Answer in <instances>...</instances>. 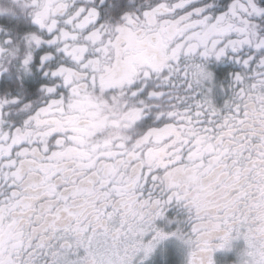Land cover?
<instances>
[{
    "label": "snow or ice",
    "instance_id": "1",
    "mask_svg": "<svg viewBox=\"0 0 264 264\" xmlns=\"http://www.w3.org/2000/svg\"><path fill=\"white\" fill-rule=\"evenodd\" d=\"M185 203L186 264L264 209V0H0V264H143Z\"/></svg>",
    "mask_w": 264,
    "mask_h": 264
},
{
    "label": "flooded vegetation",
    "instance_id": "2",
    "mask_svg": "<svg viewBox=\"0 0 264 264\" xmlns=\"http://www.w3.org/2000/svg\"><path fill=\"white\" fill-rule=\"evenodd\" d=\"M218 69H231V63L221 64L217 62ZM231 72H229L230 80ZM226 80L220 71L216 72V79L208 84L211 87V98L218 106L223 104L228 99L230 94V83ZM184 213L178 209L169 207L166 210L165 216L158 219L156 224L158 227L163 228L166 232H175L177 229L188 230L183 223ZM215 242V241H214ZM234 247L231 251L217 250L214 253L216 264H232L237 259V252L245 247L243 238L233 242ZM141 257H137L136 264H139ZM187 260V245L175 236L169 235L167 239L161 241L153 253L143 260V264H186ZM162 262V263H161Z\"/></svg>",
    "mask_w": 264,
    "mask_h": 264
},
{
    "label": "clouds",
    "instance_id": "3",
    "mask_svg": "<svg viewBox=\"0 0 264 264\" xmlns=\"http://www.w3.org/2000/svg\"><path fill=\"white\" fill-rule=\"evenodd\" d=\"M211 84V81L209 82ZM208 85H206L207 87ZM184 213L183 223L188 230L180 229L183 234L192 240V245L187 247V259L189 254L196 250V240L192 234V227L198 226L197 213L193 207L185 203L183 206H172ZM257 215L253 218L251 230L239 231L225 234L223 232H214L213 240V264H216L214 253L217 250L231 251L234 247L233 242L241 238L245 241V247L237 252V259L232 264H264V209H257ZM203 215V212L201 213ZM215 241V242H214Z\"/></svg>",
    "mask_w": 264,
    "mask_h": 264
},
{
    "label": "rangeland",
    "instance_id": "4",
    "mask_svg": "<svg viewBox=\"0 0 264 264\" xmlns=\"http://www.w3.org/2000/svg\"><path fill=\"white\" fill-rule=\"evenodd\" d=\"M162 263V262H161Z\"/></svg>",
    "mask_w": 264,
    "mask_h": 264
}]
</instances>
